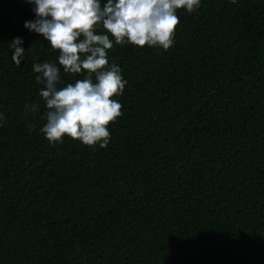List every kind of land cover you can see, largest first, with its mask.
I'll use <instances>...</instances> for the list:
<instances>
[{
	"label": "trees",
	"instance_id": "obj_1",
	"mask_svg": "<svg viewBox=\"0 0 264 264\" xmlns=\"http://www.w3.org/2000/svg\"><path fill=\"white\" fill-rule=\"evenodd\" d=\"M177 15L170 49L109 50L127 84L107 148L52 145L33 65L59 53L0 0V264H264V0Z\"/></svg>",
	"mask_w": 264,
	"mask_h": 264
},
{
	"label": "clouds",
	"instance_id": "obj_2",
	"mask_svg": "<svg viewBox=\"0 0 264 264\" xmlns=\"http://www.w3.org/2000/svg\"><path fill=\"white\" fill-rule=\"evenodd\" d=\"M25 2L32 5L35 14V19L26 21L25 27L40 34L59 53L58 63L33 65L35 80L43 85L39 96L47 109L41 133L52 145L63 143L67 136L86 146L101 148H107L110 142L109 125L122 115V105L113 97L123 95L127 84L120 66L115 62L109 64V50L114 43L168 50L175 43L180 24L177 11L183 9L191 14L201 5V0ZM22 45L23 39L19 37L8 44L17 66L30 51ZM61 68L65 74H81L83 78L58 87ZM25 108L36 112L39 104H26Z\"/></svg>",
	"mask_w": 264,
	"mask_h": 264
}]
</instances>
